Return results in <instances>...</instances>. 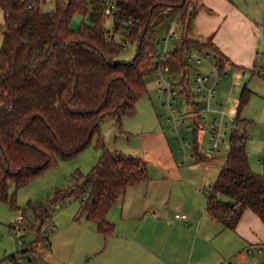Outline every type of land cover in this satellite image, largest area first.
Here are the masks:
<instances>
[{
    "label": "trees",
    "instance_id": "obj_1",
    "mask_svg": "<svg viewBox=\"0 0 264 264\" xmlns=\"http://www.w3.org/2000/svg\"><path fill=\"white\" fill-rule=\"evenodd\" d=\"M44 2L0 0L4 13L0 25V198L12 208L16 206L15 194L8 192L12 183L20 188L58 158L66 160L84 150L106 118L120 124L121 116L133 114L157 59L156 27L166 18L178 17L183 34L197 10L189 11L190 0H112L115 8L107 15L108 2L101 0H57L50 11L42 9ZM75 13L88 19L78 30L70 26ZM110 17L113 31L106 25ZM117 32L123 35L121 41ZM126 41L137 43L136 54L130 61L118 60ZM191 46L213 53L221 75L227 65H234L212 37L183 39L181 46L175 45L168 62L171 84L181 87L179 93L193 107L186 85L190 64L185 51ZM249 94L247 87L241 90L239 110ZM234 123L228 154L206 205L207 212L229 229H235L245 209L264 223V172L250 166L245 122L238 115ZM98 145L102 154L95 166L78 185L57 192L55 200L87 192L78 214L109 236L115 228L107 219L109 210L128 186L146 182L149 176L142 158L109 151L101 137ZM47 206L43 214L48 213ZM41 226L42 221L38 231ZM38 247L39 240L23 244L22 252L33 253ZM11 260L20 264L19 255Z\"/></svg>",
    "mask_w": 264,
    "mask_h": 264
},
{
    "label": "rangeland",
    "instance_id": "obj_2",
    "mask_svg": "<svg viewBox=\"0 0 264 264\" xmlns=\"http://www.w3.org/2000/svg\"><path fill=\"white\" fill-rule=\"evenodd\" d=\"M56 1L45 0L42 9L53 10ZM234 1L255 15L259 43L255 51L250 53L244 52L243 49H233L239 59V62H236L238 65L226 66L229 77L220 78L210 110L197 119L190 118L184 103L186 96L180 94L181 87L175 85L174 90L178 93L175 97V109L180 111L182 116L174 121L165 106V100L161 98L158 78L150 72L145 78L146 92L136 101L133 114L121 116L120 124L112 117L106 118L100 124L99 133L84 150L66 160L58 158L54 165L20 188L13 183L9 186V195L15 194L16 206L12 208L0 198V264H17L11 260L12 255H19L20 264H87L89 257L82 248L84 242L81 237L86 218L78 212L82 198L88 193L68 196L61 200L55 198L57 192L70 190L78 185L82 175H86L98 162L102 154V148L98 145L100 137L109 151L140 157L147 163L149 180L142 184L145 190L148 185L152 189L160 186L169 188L173 184L176 189L175 196L195 206L193 199L197 197L196 188H200L202 197L207 201L208 192L228 154L230 135L235 129L234 120L239 115L245 122L242 127L248 136L250 166L255 172H264V74L256 71L258 69L255 66L258 64L260 71L264 69V0ZM200 6L198 0H190L189 11L197 10L189 30L183 34L180 32L178 17L166 18L160 22L155 29L158 42L166 36L173 21L176 22L178 35L169 42L170 51L174 50L175 45L181 46L183 39H194V36L201 38L200 33L192 31L194 24L198 28L205 25L204 18H196ZM220 11L221 17H225L226 12L223 9ZM232 19L230 17L229 22H232ZM84 21H88L87 17L75 13L70 26L78 30ZM3 22L4 13L0 8V25ZM220 22L221 19L218 26ZM106 25L113 31L111 17L107 19ZM228 27L222 28L220 37L230 43L231 34ZM115 35L121 41L123 35L120 32ZM2 41L3 33L0 30V48ZM190 49L195 47L191 46ZM136 50V42L126 41L118 60L130 61L134 58ZM189 64L190 72L186 77V85L192 92V98L200 100L201 94L197 92L195 84L197 71L208 74L211 69L207 63ZM172 81L170 80L171 83ZM244 87L250 91L249 99L239 110L240 92ZM200 108H205V104L202 103ZM222 111L226 113L224 117ZM174 114L177 115L176 112ZM221 127L227 135L223 134L218 142L217 136ZM215 143H218V146L214 151H210ZM47 205H50L48 213L43 214ZM19 216H23L20 234L15 229ZM40 221L41 228L47 229L48 240L43 229L37 230ZM50 227L55 228L51 230ZM38 240L39 247L36 251L22 252L23 244L30 246Z\"/></svg>",
    "mask_w": 264,
    "mask_h": 264
},
{
    "label": "crops",
    "instance_id": "obj_3",
    "mask_svg": "<svg viewBox=\"0 0 264 264\" xmlns=\"http://www.w3.org/2000/svg\"><path fill=\"white\" fill-rule=\"evenodd\" d=\"M198 1L196 18H204L205 25L194 24L192 31L201 34L194 39L212 37L234 66L239 59L233 49L255 51L258 26L250 10L234 0ZM220 9L226 12L223 18ZM226 26L230 43L220 37ZM186 105L188 116L195 119L190 114L194 106ZM143 183L128 186L109 210L107 219L115 227L111 235L104 236L86 219L81 237L87 264H264V223L251 209H245L235 229H229L207 212L200 188L195 189L196 204L191 206L175 196L173 184L152 189L148 185L145 190ZM177 213L187 220L176 218Z\"/></svg>",
    "mask_w": 264,
    "mask_h": 264
},
{
    "label": "built area",
    "instance_id": "obj_4",
    "mask_svg": "<svg viewBox=\"0 0 264 264\" xmlns=\"http://www.w3.org/2000/svg\"><path fill=\"white\" fill-rule=\"evenodd\" d=\"M115 8L114 3L112 0H108V7L105 10V13L107 15L111 14L112 10ZM176 22L173 21L171 24V27L169 31L167 32L166 36L162 39V41L157 42V59L155 62V66L152 70V72L155 74V76L158 78V83L160 85V91L162 92L161 98L165 100V106L172 114L173 120L177 121L178 117H181V112L176 111L175 109V102H176V95L177 92L172 87V84L170 82L171 80V74H170V66L168 62L172 60V53L169 49V42L171 40H174V38L178 35V31L175 29ZM186 60L188 62H194L197 65L207 63L210 66V73L205 74L201 71H197L196 77H195V84H196V90L198 93L201 94L200 100H195L194 104V111L191 112V115L193 117H199L204 114L207 110H210L212 100L216 97L217 92V86L219 84V80L222 76L229 77L228 73H224V75L220 74L219 67L216 63L217 58L216 56L211 53L207 52L205 50L195 48V49H189L186 53ZM257 71H260V66L256 64ZM261 72L264 73V69L261 70ZM185 104H187L186 100L184 101ZM204 103L205 108H199L200 105ZM217 105H221L217 103ZM177 113L175 115L174 113ZM222 117L226 114L225 111H222ZM220 133L217 136V141L219 142L221 136L227 135V132L221 127ZM215 131V129H214ZM218 146V143H215L214 147L210 149V151H214V148ZM237 205H234V208H236ZM176 218L187 220V217L185 214L177 213L175 215ZM23 220V216L18 217V225L15 226V229H17V232L20 234L22 231V227L20 223ZM55 227H50L51 230H53ZM45 232L47 229L42 227ZM45 236L48 237V233H45Z\"/></svg>",
    "mask_w": 264,
    "mask_h": 264
}]
</instances>
